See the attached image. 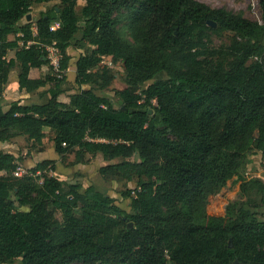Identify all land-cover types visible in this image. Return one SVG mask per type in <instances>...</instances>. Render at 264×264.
Instances as JSON below:
<instances>
[{"label":"trees","instance_id":"obj_1","mask_svg":"<svg viewBox=\"0 0 264 264\" xmlns=\"http://www.w3.org/2000/svg\"><path fill=\"white\" fill-rule=\"evenodd\" d=\"M54 1L59 11L54 6L32 13ZM77 2L0 0V95L16 61L20 88L43 87L40 96L48 95L45 104L13 102L6 112L0 107V141L19 130L41 143L50 128L58 153L79 147L106 161L137 153L140 161L105 165L100 173L149 180L139 181L129 213L94 186L82 193L79 184L45 175L49 165L55 168L50 159L14 177L17 157L0 151V264L15 258L23 264H264V221L245 207L235 217L207 209L209 194L238 173L246 153L264 155V58L250 66L237 60L227 72L205 67L199 58L207 49L202 29L208 23L248 36L264 25L199 0H84L82 39L91 51L78 59L75 81L107 86L114 72L105 59L123 61L128 86L119 94L125 109L92 90L65 103L59 97L72 89L66 71L68 47L80 30ZM260 4L264 22V0ZM122 5L134 7L135 44L115 28L114 13ZM54 21H60L56 30ZM12 33L21 35L9 41ZM52 44L62 51L63 73L31 78L33 68L52 69L45 49ZM253 47L248 42L245 52L254 54ZM10 49H16L13 57ZM163 72L169 79L139 92L140 84ZM259 188L264 200V184ZM25 205L30 209L22 210ZM51 205L63 215L56 226Z\"/></svg>","mask_w":264,"mask_h":264},{"label":"rangeland","instance_id":"obj_2","mask_svg":"<svg viewBox=\"0 0 264 264\" xmlns=\"http://www.w3.org/2000/svg\"><path fill=\"white\" fill-rule=\"evenodd\" d=\"M211 7L225 8L233 13L251 20L252 22L264 25L263 11L261 8V0H199ZM77 15L80 17V30L76 33L74 40L68 47L69 67L67 69L68 80L72 83V89L65 92L59 97V100L70 103L73 95L81 93L84 90H92L97 95H107L111 98V102L116 108H124V103L120 98V91L128 86L127 72L124 69L123 61H107L114 72V78L107 86L101 83H76L77 61L80 56L90 53L91 44L87 40L82 39V30L85 27V17L82 9L84 0L77 2ZM57 6L58 2L43 3L40 7L34 6L32 13H36L39 9H47ZM134 7L120 6L114 13L115 28L119 36L135 44L132 33V14ZM203 30L202 43L206 44L207 49L202 47L200 50V60L203 61L205 67L211 65L219 71H229L234 62L242 60L246 66L253 65L257 61L264 58V30H260L256 35H247L239 31L223 30L215 23H208ZM251 42L254 47V54L248 55L245 51L246 44ZM38 73L40 77H47L53 74V70L48 66ZM42 68V67H41ZM169 79L166 72L156 74L155 77L145 83L140 84L139 92H143L151 83L158 80ZM5 89V85H3ZM4 92V91H3ZM2 95V94H1ZM0 95V96H1ZM29 95L25 99L30 101H40L41 97ZM154 105H157L156 101ZM150 110L152 115L153 110ZM164 129H167L164 126ZM11 133H17L7 141V149H12L17 154V169L11 173L14 177H22L31 174V169L36 167L39 162L46 159L54 161V167L48 166L45 175L55 176L59 178L65 185L79 184L80 192H84L87 187L94 188L102 193L109 195L114 204L125 209L129 213H134L131 207V196L138 187L139 181H148L147 177L135 176L132 180L123 179L119 172H111L107 176L100 173V168L105 165L119 163L123 160L140 161L139 155L136 153L129 158L119 157L106 161L98 153H89L80 151L79 147L69 149L64 155L55 149V132L47 130L46 137L43 142L39 143L30 139L27 135L19 130H11ZM14 136V135H13ZM164 136L174 139L171 131L165 130ZM80 151V152H79ZM79 154V155H78ZM264 155L261 151L252 149L246 153L241 167L237 174L230 178L225 184L216 187L208 196L207 209L213 215L226 216L228 213L235 217L240 207H245L260 221H264V200L263 193L259 188V183L264 184ZM1 172L0 174H3ZM18 173V175H17ZM43 180L40 181L42 183ZM11 198L15 199V192L11 193ZM22 210H29L28 205L20 206ZM50 215L54 221V226L63 222L62 212L54 205L49 207ZM186 213L187 210L185 209ZM227 240V239H226ZM3 264H23L21 258H15L11 263ZM72 264H84L83 261L74 262ZM236 264H240L236 262Z\"/></svg>","mask_w":264,"mask_h":264},{"label":"crops","instance_id":"obj_3","mask_svg":"<svg viewBox=\"0 0 264 264\" xmlns=\"http://www.w3.org/2000/svg\"><path fill=\"white\" fill-rule=\"evenodd\" d=\"M32 14H31V19H32ZM30 19V20H31ZM28 20V18H27ZM28 20V21H30ZM55 22V21H54ZM34 31L36 32V29L34 27ZM19 35H21V33H12L9 34L8 36V40L9 41H14L16 40V37H18ZM16 52V49H10L9 50V57H13L14 53ZM45 69V67L42 68H33L31 70L30 73V77L34 78V79H43L45 80V77H40L37 74L40 73L41 71H43ZM22 71L21 65L18 61H16V65L11 68L10 72H9V76H8V81L5 84V89L4 92L2 93V95L0 96V107L2 108L3 111H8L11 104L13 102H20V104L23 105H33V104H45L48 101V95L45 96H40V92L44 90L43 87L36 89L34 91H27L25 89H21L19 86V75ZM67 73V72H66ZM51 75V74H49ZM48 75V76H49ZM76 79V78H75ZM37 94H39L38 96L41 97V100L39 101H30L31 103H28V99H25L27 96L29 95H35L37 96ZM47 130H51L50 128H46L45 132H47ZM17 134H15L14 136L10 137L9 139L16 137ZM28 136V135H27ZM29 137V136H28ZM2 140L0 141V151H3L5 153H10L13 154L17 157V154L12 150V149H7V141L9 140ZM98 155L103 157L102 153H98ZM104 158V157H103ZM18 175V174H17Z\"/></svg>","mask_w":264,"mask_h":264},{"label":"built area","instance_id":"obj_4","mask_svg":"<svg viewBox=\"0 0 264 264\" xmlns=\"http://www.w3.org/2000/svg\"><path fill=\"white\" fill-rule=\"evenodd\" d=\"M60 27V21H55L51 24V29L56 30ZM48 55V60L50 61V65L52 66V70L55 74L60 75L63 73V70L61 68V62H62V51L58 46L55 44H52L50 46L45 47ZM65 146L66 143H63ZM18 174V173H17ZM41 174L40 172L37 173V175ZM43 180V179H42Z\"/></svg>","mask_w":264,"mask_h":264},{"label":"water","instance_id":"obj_5","mask_svg":"<svg viewBox=\"0 0 264 264\" xmlns=\"http://www.w3.org/2000/svg\"><path fill=\"white\" fill-rule=\"evenodd\" d=\"M27 18H28V20H30V19H31V14H28ZM230 246H231V247L233 246L232 239L230 240ZM235 264H236V263H235Z\"/></svg>","mask_w":264,"mask_h":264}]
</instances>
